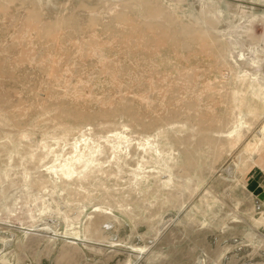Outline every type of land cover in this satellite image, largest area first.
I'll list each match as a JSON object with an SVG mask.
<instances>
[{
	"label": "rangeland",
	"instance_id": "374dc122",
	"mask_svg": "<svg viewBox=\"0 0 264 264\" xmlns=\"http://www.w3.org/2000/svg\"><path fill=\"white\" fill-rule=\"evenodd\" d=\"M92 39L115 49L114 83L76 53ZM32 58L82 90L53 91ZM244 82L258 118L232 145ZM103 97L117 113L101 122ZM0 104V264H264V0H0ZM110 131L122 135L104 144H119L107 173L79 187L86 158L71 161V147L86 156Z\"/></svg>",
	"mask_w": 264,
	"mask_h": 264
},
{
	"label": "bare ground",
	"instance_id": "6f19581e",
	"mask_svg": "<svg viewBox=\"0 0 264 264\" xmlns=\"http://www.w3.org/2000/svg\"><path fill=\"white\" fill-rule=\"evenodd\" d=\"M156 12H158V11H156ZM132 24H133V22L131 23V27H133ZM141 24H143V27L146 30L151 31L152 24H149V23H146V22L141 23ZM46 30H47L46 27L42 28V29H39V31H41V32H45ZM192 32H193L194 35L197 33V34H199L201 36H203L202 34L206 33L205 31L202 32V31H198L197 29L196 30L192 29ZM187 33H188V30L185 29V28H183L182 31L180 32L181 35L182 34L187 35ZM51 35L52 34H50V36ZM207 37H208V39L212 40V37H210V36H207ZM92 40H93V42L90 44L91 45L90 47L85 48V49L77 48L76 49L77 50L76 53H80V55L82 56L83 60L84 59L85 60H90L92 62L91 66L94 65L95 67H97L99 74H107L109 76V78H111V82L114 83L115 80H116V78H115L116 76H115L114 71H112V72L109 71L108 65L110 63H113L115 60H112V59L110 60L108 54H111V52L115 51V49L114 48L111 49L112 48L111 47L110 48L111 52H108V54H106L105 50H107V49H104L102 46H99V44L97 43L98 42L97 40H95V39H92ZM212 44L214 46V49L218 50L217 56L220 59H222L226 65H229V61L227 60L225 55H223V53L220 52L221 48H218L214 44V42ZM160 45H161V43H160ZM161 46H163V45H161ZM157 48H156V50H157ZM156 53H157V51H156ZM116 54L117 53L114 52L111 55L116 56ZM125 54L128 55V53H125ZM33 63L36 66V68L39 69L40 73H42L44 75H47V76H52L53 77L54 85L51 87V89L53 91H55V92L59 91L60 93H62L61 95H63L65 98H69L73 94H76L77 92H80L82 90L78 86H74L72 88L69 87L67 81H69V79H70V77H68V75L71 74L70 72H65L63 75H59L57 71H56V74H55V71H53L54 69L52 68L50 63L47 65V64H44L43 62H41V61H39V60H37L35 58H32V59L29 60L28 64L30 66H32ZM59 65H60V63H59ZM148 84H149L148 90L150 88L152 89L151 80L148 82ZM242 85L243 86H242L241 89L232 90V95H233L232 98L234 99V105L237 107V109L230 110L231 114H230V118L228 119L229 125H227L228 123L226 124L227 125V127H226L227 128V132L226 133H228V138L231 139L232 145H235L237 143V141L242 138L243 133H244L243 129H246V127L247 128L251 127V125H253L257 121V118H258L257 108L254 107V105L252 104V99H251L252 96H251V94H247V82L242 83ZM73 96L75 97L77 95H73ZM94 101H95V104H98V106L100 107V111L98 112V120L100 119L101 122H104L105 120L109 121V119H111V117H114L115 114L117 113L115 111V109H111L113 106H117V105L114 104V102L110 99V97H103L102 99H98V100L94 99ZM144 104L146 106H148V102L147 101L146 102L144 101ZM120 105H121V107H123V109H125L126 112L129 111L128 108H130V104L122 102V103H120ZM161 106L164 107L165 104L162 103ZM15 107H16V104H10V105H8L7 108L10 110V109H13ZM2 108L6 109V106L3 105V104H0V109H2ZM51 108H53V106H51ZM105 108H107V109H105ZM57 110H59L61 112L63 110V104L56 105L55 108H54V111H57ZM127 113H129V122H130L131 125H133L135 127H139V126L143 127L139 117L134 116L133 113L132 114H130V112H127ZM77 118L80 119V120H87V119L90 118V116L89 115H84L83 113H80ZM159 120H161V121L163 120L164 121L165 119L161 118L160 116H156V118H153V122L152 123H155L156 121H159ZM197 120L199 121V119H197ZM0 122H1V119H0ZM199 122H203V120L200 119ZM221 122H222L221 119H215V120H211L209 123H207V127L210 130V132L211 133H215L216 135H218V138L221 137L222 134H223V131L221 130L223 128V124ZM106 124H108V123H106ZM150 125H151L150 123L145 124L146 127L150 126ZM216 127H220V128L216 129ZM78 132H80V128H76V126H74V127H71V129L68 130L67 132L63 133L62 135H58L55 139H57L59 141V143H62V145H66L68 143V141L70 140L69 136H72L74 133H78ZM80 133H82V132H80ZM105 133H112V136H106L105 135L103 137H100V139L101 138L104 139V143L103 144L102 143L96 144L95 148H91L90 147L91 149L89 148L90 150H89V152H87L88 154L86 156L82 154V153H84V151H82V153H80V152L78 153L77 152V150H78L77 146L81 142H79L78 144L75 142L74 146L71 147V150L73 151L74 155H76L74 159H70L71 161H78V160H83V159L86 158V161H85L84 165H79L78 166L79 169H81L80 173H79V176L77 177V181H79V184H78L79 187H80L81 183L89 180L94 174L100 173V172L107 173V171H103L102 164L106 160H108L110 154H112V156H113V153L115 152V149L118 150L117 146L119 144H117L116 146L111 145L110 147L105 146L104 144L108 143L113 138L120 139L122 134L121 133H114L113 134V132H111V131L110 132H105ZM213 137H216V136L213 135ZM122 138L125 139V141H126V138L124 136ZM208 141L209 140L207 139V142ZM82 143H85V142H82ZM142 145H144V143ZM150 145H153V144L151 143ZM94 146H95V144H94ZM94 146H92V147H94ZM153 146H152V148L154 149ZM109 151H110V154H108ZM148 152H150V147L148 149ZM93 153H96V155L92 156ZM116 153L117 152H115V154ZM99 156H103V157H99ZM93 157H95L94 160L92 159ZM113 162H114V166L120 167V165L122 163V160H120L118 158V159H115V161H113ZM65 167H67V165H65ZM74 167L75 166L72 165V162H71L70 167L68 169H70V170H72V172H74ZM111 172H113V171L111 170ZM168 173H169V175H172V171H169ZM66 175H70V174H66ZM168 181H169V184H171V180H170L169 176H168ZM181 186H184V185L181 184ZM76 191L77 190H75L73 192H70L71 196H73L76 193ZM89 197H90V195H86L85 196L86 200H90ZM26 198L28 199L29 197H26ZM6 212L9 213V211H6Z\"/></svg>",
	"mask_w": 264,
	"mask_h": 264
},
{
	"label": "crops",
	"instance_id": "0c3cea01",
	"mask_svg": "<svg viewBox=\"0 0 264 264\" xmlns=\"http://www.w3.org/2000/svg\"><path fill=\"white\" fill-rule=\"evenodd\" d=\"M67 253V256H65V257H69L68 256V254H70V256L72 255V253L71 252H66ZM62 254V253H61ZM78 254V253H77ZM68 259V258H67ZM57 264H79V255H77V257H76V260L75 261H71V260H64V261H61V262H59V263H57Z\"/></svg>",
	"mask_w": 264,
	"mask_h": 264
}]
</instances>
